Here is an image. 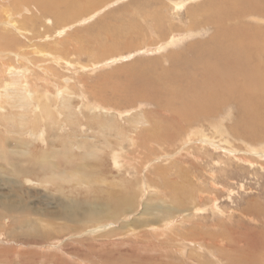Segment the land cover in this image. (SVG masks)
<instances>
[{"label": "rangeland", "instance_id": "1", "mask_svg": "<svg viewBox=\"0 0 264 264\" xmlns=\"http://www.w3.org/2000/svg\"><path fill=\"white\" fill-rule=\"evenodd\" d=\"M37 1L0 0V36L15 40L0 41V116L16 121L0 119V264H220L211 255L230 254L264 264V15L247 14L256 1ZM203 16L237 30L234 47L221 41L213 55L211 38L226 33ZM227 47L242 54L237 67ZM10 66L28 70L24 136L9 130L22 133L25 120L22 98L4 96ZM218 126L228 143L214 149Z\"/></svg>", "mask_w": 264, "mask_h": 264}, {"label": "bare ground", "instance_id": "2", "mask_svg": "<svg viewBox=\"0 0 264 264\" xmlns=\"http://www.w3.org/2000/svg\"><path fill=\"white\" fill-rule=\"evenodd\" d=\"M30 0H25V2H29ZM31 1H34V0H31ZM56 1V0H55ZM71 1H73L74 3H79V2H81L80 0H57L55 3H58V5L60 6V7H63V8H65V9H68L70 6H72L74 3H71ZM99 1V0H98ZM97 1V2H98ZM105 1V0H104ZM106 1H108V0H106ZM190 1V0H189ZM194 1V0H193ZM196 1V0H195ZM254 1H256V3L258 4L257 6V8L255 7V9H257L256 11L257 12H255V13H247V14H257V15H251V16H259V15H264V0H254ZM5 2V1H4ZM100 2V1H99ZM98 2V3H99ZM121 2V1H120ZM211 2V1H210ZM239 2V1H238ZM252 2V1H251ZM82 3V2H81ZM105 3V2H104ZM103 3V4H104ZM212 3V2H211ZM254 3V2H253ZM22 4H23V2H22ZM21 4V5H22ZM36 4H37V9H38V7L39 8H41V6L42 7H46L47 5H49L48 4V2H46V1H43V2H41L40 0H38L37 2H36ZM186 4V3H185ZM190 4V3H189ZM255 4V3H254ZM171 5H172V3H171ZM205 5H208L207 3L205 4ZM251 5V4H250ZM256 5V4H255ZM50 6V5H49ZM77 6V5H76ZM98 6V5H97ZM95 7V6H93L92 5V10H94V9H96V8H98V7ZM137 6V5H136ZM173 6H174V9H176V10H181V9H183V6H185V5H183V2L182 1H177V2H174L173 3ZM48 7V6H47ZM75 7V6H74ZM90 7H91V4H90ZM93 7H94V9H93ZM202 7H204V5H202L201 6V8ZM50 8H52V7H50ZM227 8H228V6H227ZM227 8H222V9H224L223 11H225V12H223L222 14H229L230 16H232L233 18L232 19H235V17L237 18V15L238 16H243L246 12H235L233 9H227ZM76 9V8H75ZM79 9V8H78ZM82 9V8H81ZM126 9V8H125ZM222 9H220V10H217V12H218V14H220L221 12L220 11H222ZM237 9V8H236ZM235 9V10H236ZM48 10V9H47ZM50 10H53V9H50ZM77 10V9H76ZM155 10V9H154ZM44 11V10H43ZM49 11V10H48ZM53 11H55V10H53ZM21 12V11H20ZM46 12V11H45ZM49 14V13H48ZM54 14V13H53ZM40 15V14H39ZM96 15V14H95ZM223 16V15H222ZM53 17V16H52ZM206 17H208L209 19H207L209 22H212L211 23V25L213 26V27H215L216 28V33L218 34V33H220V34H224V33H230V34H232L231 36H228V35H226V34H224V36H222V37H219L218 35H216V36H213L212 38H211V40H210V42L209 43H215V45H213L214 46V48H211L212 49V51H214L215 52V54H213V52H212V54L213 55H215V56H217L218 54V52H221V50H219V49H223V48H225V46L222 44V42L221 41H225L226 43H227V45L229 46V47H232L233 46V43L234 42H236L237 40H236V38H234L235 36H236V34H237V30H232V29H228L224 24H221L222 23V21L221 22H219V20H217V19H214L213 17V21H212V18H210V16H203V22H204V18H206ZM225 17V16H224ZM260 17V16H259ZM56 18V17H55ZM93 18V17H92ZM112 18V17H111ZM221 18V17H220ZM223 18V17H222ZM230 18V17H229ZM89 19V18H88ZM164 19V18H163ZM226 19V18H225ZM231 19V20H232ZM104 20V19H103ZM242 20V19H241ZM264 20V19H263ZM228 21V20H227ZM250 21V20H249ZM254 21H256V20H254ZM102 22V21H101ZM159 22V21H158ZM201 22H202V20H201ZM237 22V21H236ZM261 22V21H260ZM100 23V22H99ZM247 23H249V22H247ZM257 23V25L259 24L258 22H256ZM227 24V23H226ZM202 25H204L203 23H202ZM229 27V26H228ZM263 27V26H262ZM96 28V27H95ZM163 28V27H162ZM194 28H196V26H194ZM230 28V27H229ZM71 29V28H70ZM120 29V28H119ZM226 29H228V30H226ZM237 29V28H236ZM262 29V28H261ZM261 29H256L258 32H259V34H264L263 32H262V30ZM107 30V29H106ZM123 30V29H122ZM193 30V29H192ZM202 30V29H201ZM61 31V30H60ZM2 33H3V31H2ZM62 33H64V31L62 32ZM8 35V34H7ZM10 35V34H9ZM8 35V36H9ZM244 36L245 35V40H246V38L248 39V41H252V42H254L255 40H250V39H252V38H254L255 37V34L254 33H252V37L251 36H248V37H246V34H242L241 33V36ZM257 35V34H256ZM11 36V35H10ZM9 36V37H10ZM264 36V35H263ZM12 37V36H11ZM218 37V39H216ZM251 37V38H250ZM261 37H262V35H261ZM14 38V37H13ZM10 39V40H6V36L5 35H1L0 36V41H2V42H5L7 45H8V43H12V41L13 42H15V40L14 39ZM241 39H242V37H241ZM259 39V38H258ZM257 39V41H260V40H258ZM262 39V38H261ZM233 40H236V41H233ZM177 41V40H176ZM238 41H240V39L238 40ZM247 41V42H248ZM174 42V41H173ZM195 42V41H194ZM216 42H218V44L216 45ZM241 42V41H240ZM246 42V41H245ZM246 42V43H247ZM40 43V42H39ZM196 43V42H195ZM208 43V44H209ZM249 43V42H248ZM247 43V44H248ZM260 43V42H259ZM261 43H263V42H261ZM171 44V43H170ZM174 44H175V42H174ZM242 44V43H241ZM207 45V44H206ZM239 44L237 43V45L236 46H238ZM258 45H260V44H258ZM170 46H172V45H170ZM201 46V45H200ZM234 47V46H233ZM195 48L196 47H190V49L189 50H192V52H194L195 51ZM207 48V47H206ZM228 48V47H227ZM241 48L243 49V45H241ZM229 50H230V48H228V54L227 53H224V54H227L228 56H230V58H231V61H233L234 63H235V65H236V67H237V64L236 63H238V60L240 59L239 57H240V55H242V54H240V53H236L235 51L234 52H232V53H230L229 52ZM185 53V52H184ZM209 53H210V51H209ZM209 53H207L205 56H208V57H212V54H209ZM222 53V52H221ZM221 53H219V54H221ZM2 54V53H1ZM186 54V53H185ZM184 54V55H185ZM187 54H189V53H187ZM198 54V53H197ZM174 55V54H173ZM191 55H193V54H191ZM191 55H190V58H193V56L191 57ZM199 55V54H198ZM211 55V56H210ZM180 56V55H179ZM6 57V56H5ZM4 57V58H5ZM14 57V56H13ZM175 57V56H174ZM222 57V56H221ZM4 58H2L3 60H4ZM49 58V57H48ZM178 58V57H177ZM180 58V57H179ZM187 58H188V55H187ZM207 58V57H206ZM219 58H220V56H219ZM174 59V58H173ZM197 59L198 60H200L199 59V56H197ZM208 60H209V58H207ZM214 59V58H213ZM213 59H211V60H213ZM221 59V58H220ZM220 59H219V62H222V61H224V60H221L220 61ZM223 59H225V58H223ZM61 60V59H60ZM64 60V59H63ZM194 60V59H193ZM227 60V59H226ZM264 60V59H263ZM216 61H217V58H216ZM229 61H230V59H229ZM4 62V61H3ZM58 62V61H57ZM172 62H174V61H172ZM192 62V61H191ZM191 62H186V66L187 67H189V68H199L200 66H202V65H206V63H205V60H202V61H198V63L197 64H195L196 63V61L194 62V63H192L191 64ZM232 63V62H231ZM198 64H199V67H198ZM225 64H230L229 62L228 63H225ZM188 65H191V66H188ZM224 65V64H223ZM222 65V66H223ZM241 65V64H240ZM7 66V65H6ZM228 66V65H227ZM74 68V67H73ZM232 68H234V66H232ZM203 69V68H202ZM201 69V70H202ZM207 68L205 67V70H206ZM224 69H225V66H224ZM8 70L11 72V74H10V77L12 76V78H10L11 79V81H10V83H8L7 84V88H4L5 89V94H4V96L5 97H8L9 98V100H11V101H17V99L19 100L20 98H22L21 100H22V103L21 104H19V106L22 108V107H24V109L22 108V109H20L21 111H24V114H23V116H21V117H24L25 118V120L23 119V118H21V127H22V130H20L22 133H18V131H15V132H17V133H14V129L15 130H17L15 127L13 128V126L12 125H10V128H9V130L11 131L10 132V134H15V135H19V136H24L26 133H27V130L24 128V126H22L23 125V123H22V121L23 122H25V124L27 123V120H26V117H25V110H27V109H25V107L27 108V107H29L32 103H31V101L29 102V103H31V104H28V100L26 101V97H25V94L27 93V87H26V85L24 84V80H25V77H26V73H27V71L28 70H26V69H24V71L23 70H19V69H17V68H15V67H13V66H10V67H8ZM235 70V69H234ZM213 72H214V70H212ZM6 72V71H5ZM198 72H200V71H198ZM221 72L222 71H216L215 73H214V75H210V76H213V80L215 79V78H220V74H221ZM25 73V74H24ZM136 73V72H135ZM201 73H203L202 71L200 72V73H198V74H200V77L201 76H203V74H201ZM205 73L207 74V72H204V75H205ZM197 74V75H198ZM6 75H8V74H6ZM208 75V74H207ZM173 79V78H172ZM248 79V78H247ZM27 80V79H26ZM130 80V79H129ZM224 80V79H223ZM174 81V80H173ZM196 81V80H195ZM226 81V80H225ZM170 82V81H169ZM212 83V82H211ZM5 84H6V82H5ZM217 83H215V84H213V86L212 87H209V88H213V87H218V88H221V86L220 85H216ZM245 84H247L246 82H245ZM244 84V85H245ZM28 85V84H27ZM248 85V84H247ZM2 87V86H1ZM4 87V86H3ZM169 87V86H168ZM172 87V86H171ZM31 89V88H30ZM248 89V88H247ZM2 90H3V88H2ZM168 90V89H167ZM31 91V90H30ZM67 91V90H66ZM156 91V90H155ZM216 91V90H215ZM219 91H220V89H219ZM65 92V91H64ZM64 92H62V94L64 93ZM68 92V91H67ZM66 92V93H67ZM165 92V91H164ZM168 92H169V90H168ZM179 92V91H178ZM243 92V91H242ZM211 95H218V94H220V92H218V91H216V92H214V93H211V92H209ZM37 94V93H36ZM235 94V93H234ZM1 95V94H0ZM141 95V94H140ZM243 95V94H242ZM163 96V95H162ZM4 97V98H5ZM27 97H29V96H27ZM99 97V96H98ZM169 97V96H168ZM1 98V97H0ZM64 98V97H63ZM66 98V97H65ZM171 98V97H170ZM233 98V97H232ZM3 99V98H2ZM7 99V98H6ZM168 99V98H167ZM241 99H243V98H241ZM5 100V99H4ZM239 100V99H238ZM251 100V99H250ZM65 102H66V100H64ZM168 100H166V102H167ZM244 101V100H243ZM6 102V101H5ZM19 102V101H18ZM21 102V101H20ZM19 102V103H20ZM23 102H25V104H23ZM180 102V101H179ZM9 103V102H8ZM117 103V102H116ZM189 104H191V102H188ZM1 104V103H0ZM6 104V103H5ZM17 104V103H16ZM168 104V103H167ZM246 104H247V102H246ZM18 105V104H17ZM174 105H175V103H174ZM185 105H187V104H185ZM3 106V105H2ZM18 106V107H19ZM167 106V105H166ZM169 106V105H168ZM172 106V105H171ZM243 106V105H242ZM241 106V107H242ZM5 107H7V106H5ZM34 107V106H33ZM188 107V106H187ZM239 107V106H238ZM1 108V110H3V108L2 107H0ZM169 108V107H168ZM176 108V107H175ZM182 108H183V106H182ZM194 108H195V106H194ZM202 108H203V106H202ZM204 109H206V110H210L209 108H207L206 107V105H204V108L202 109V110H204ZM256 109H257V107H256ZM168 110V109H167ZM193 110V109H192ZM182 111H183V109H182ZM4 112V111H3ZM186 112V111H185ZM207 112V111H206ZM231 112V111H230ZM249 112V111H248ZM254 112V111H253ZM5 113V112H4ZM51 113V112H50ZM50 113H48V114H46V116L48 115L49 116V114ZM184 113V112H183ZM190 113V112H189ZM194 113H196V112H194ZM233 113V112H232ZM191 114V113H190ZM198 115H200V113L198 114ZM204 115V114H203ZM233 115V114H232ZM260 115V114H259ZM187 116H188V114H187ZM205 116V115H204ZM247 116V115H246ZM254 117H255V112H254V115H253ZM3 117H4V120H6V119H8V122L7 123H9L10 124V120H9V118L7 117L6 118V116H4V114L3 115H1L0 116V119L2 118L3 119ZM173 117V116H172ZM171 117V118H172ZM183 117H184V115H183ZM249 117V116H248ZM253 117V118H254ZM262 117V116H261ZM173 119V118H172ZM184 119V118H183ZM183 119H180V120H182L183 121ZM190 120V119H189ZM192 121V120H191ZM190 121V122H191ZM242 121V120H241ZM20 122V121H19ZM15 124L16 123V121L14 120L13 122H11V124ZM180 123V122H179ZM24 124V125H25ZM221 125V124H220ZM219 125V126H220ZM1 126V125H0ZM219 126L218 127H216L217 128V132H219V133H221V135H220V140H218V142L219 143H217L218 145H216L215 143H211V142H209V144H210V146H212L214 149H217V147L218 146H220V144H222V143H228V141L226 140H223L224 139V130H222V127H221V129H219ZM27 128V127H26ZM154 128V127H153ZM13 129V130H12ZM224 129V128H223ZM229 130H230V128H229ZM233 130H234V134L236 133V132H238V131H236L234 128H233ZM7 131V130H6ZM8 132V131H7ZM232 133V132H231ZM234 134H232V135H234ZM237 134V133H236ZM261 134V133H260ZM264 134V133H263ZM32 135V134H31ZM214 135V134H213ZM228 135H231L230 133L228 134ZM262 135V134H261ZM14 136V135H13ZM200 136H201V138H202V140H200L201 142H207V140H205L204 138L206 137H204V134H203V132H200ZM227 136V135H226ZM231 137V136H230ZM248 137V136H247ZM258 137L260 138V136L258 135ZM207 138V137H206ZM218 138V137H217ZM223 138V139H222ZM234 138H235V135H234ZM237 138V137H236ZM240 138H242V137H240ZM253 138H255V137H253ZM252 139V138H251ZM257 139V138H256ZM153 140V139H152ZM191 140V139H190ZM215 140V139H214ZM234 140V139H233ZM241 140H243V141H247V139H241ZM262 140L264 141V139H263V137H262ZM261 140V138H260V141H262ZM188 141V140H187ZM192 141V140H191ZM209 141V140H208ZM221 141V142H220ZM236 141V140H235ZM23 142V141H22ZM25 142V141H24ZM233 142V141H232ZM239 142H241V141H239ZM255 142H256V140H255ZM202 143V144H203ZM243 143V142H242ZM245 143V142H244ZM261 143V142H260ZM189 144V143H188ZM187 144V145H188ZM230 144V146L232 147V143H229ZM250 145V144H249ZM255 146H257V145H255ZM208 147V146H207ZM157 148V147H156ZM234 148V147H233ZM262 148V147H261ZM182 149V148H181ZM223 149V148H222ZM250 149V148H249ZM235 150V151H234ZM234 152H235V156H236V158H238L240 161H241V159H243V156H239L238 154H237V150L238 149H235L234 148ZM264 150V149H263ZM186 151V150H185ZM232 152V151H231ZM241 152V151H240ZM262 152V151H261ZM242 153V152H241ZM240 153V154H241ZM260 154V153H259ZM201 155V154H200ZM238 155V156H237ZM261 155H262V153H261ZM116 156H118V157H116ZM114 157V159H118V160H120V156L119 155H114L113 156ZM166 157V156H165ZM195 157V156H194ZM245 158H246V156H245ZM244 162L245 161H248L249 163H251L252 162V159L251 158H248V159H246V160H243ZM255 163V162H254ZM254 163H252V165L254 164ZM250 165V164H249ZM261 166H263V165H261ZM41 169L43 170V169H50V168H47V167H41ZM50 170H52V169H50ZM24 174H25V172H23ZM47 174V173H46ZM163 178V177H162ZM214 183V182H213ZM147 187V186H146ZM191 188V187H190ZM213 189H216V184L214 183V185H213ZM149 190V189H148ZM150 190H152V189H150ZM175 190V189H174ZM182 192V191H181ZM162 194V193H161ZM162 197V196H161ZM200 198V197H199ZM173 202V201H172ZM214 207V206H213ZM215 208V207H214ZM213 208V212L215 213L216 212V210ZM185 210V209H184ZM199 210V209H198ZM198 210H196V213H197V211ZM206 211H207V209H205ZM239 210V209H238ZM217 212H219V213H221L222 215H223V213H222V211L219 209V208H217ZM169 214H171V213H169ZM194 213H192V215H193ZM225 214V213H224ZM228 218L227 219H229V220H231L232 219V217H233V214H229L228 216H227ZM169 219V218H168ZM183 220V222L182 223H179V225L180 224H183L185 221V219H182ZM166 221V220H165ZM172 223V222H171ZM169 225H171V224H169ZM174 225V224H173ZM174 226H170V227H168L167 226V228H164L165 229V231L166 230H171L172 228H173ZM157 230V229H156ZM193 230V229H192ZM158 231H162V230H159V228H158ZM164 231V232H165ZM163 232V231H162ZM175 232V231H174ZM247 233V232H246ZM166 234V233H165ZM184 236V235H183ZM171 238H173V237H171ZM182 239V238H181ZM184 239V238H183ZM172 240V239H171ZM175 241V240H174ZM181 241V240H180ZM179 241V242H180ZM181 242H183V240L181 241ZM177 243V242H176ZM189 243H191L192 244V246L194 247V245H196V246H198V248H203L204 249V247L200 244V243H198V242H196V241H189ZM190 244V245H191ZM186 245V244H185ZM221 245V244H220ZM175 246V245H174ZM182 246H184V245H182ZM186 246H188V245H186ZM189 247V246H188ZM211 247V246H210ZM228 247H230V246H228ZM239 247V246H238ZM178 248H180V247H178ZM198 248H195L196 250H199ZM149 249V248H148ZM151 249V248H150ZM181 249V248H180ZM190 249H191V247H190ZM189 249V250H190ZM245 249V248H244ZM162 250V249H161ZM158 251V250H157ZM163 251V250H162ZM191 251V250H190ZM176 253V252H175ZM164 254H166V253H164ZM205 255V254H204ZM211 255V254H210ZM166 256H167V254H166ZM165 256V257H166ZM169 256V255H168ZM212 257H213V259H217L216 260V262L217 263H220V264H239L240 263V259L239 258H233V256L230 254V255H228V256H225L224 258H223V260H224V262H221V260L220 259H218L217 257H215V256H213V255H211ZM155 257V256H154ZM177 257V256H176ZM200 257H201V255H200ZM203 258V257H202ZM201 258V259H202ZM178 260H179V258H178ZM205 260V259H204ZM202 263V262H201Z\"/></svg>", "mask_w": 264, "mask_h": 264}]
</instances>
